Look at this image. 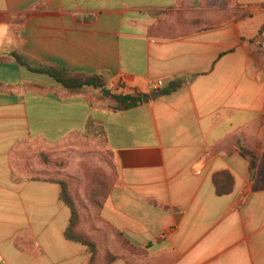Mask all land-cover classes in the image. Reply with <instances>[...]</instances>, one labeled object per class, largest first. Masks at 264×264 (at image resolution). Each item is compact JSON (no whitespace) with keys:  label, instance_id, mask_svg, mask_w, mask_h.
<instances>
[{"label":"crops","instance_id":"0c3cea01","mask_svg":"<svg viewBox=\"0 0 264 264\" xmlns=\"http://www.w3.org/2000/svg\"><path fill=\"white\" fill-rule=\"evenodd\" d=\"M190 2L0 0V264H89V248L65 236L61 186L28 166L85 149L115 166L99 244L120 255L111 264H264V72L244 40L248 18L187 25L230 15H194ZM14 53L147 99L116 110L100 88L71 92ZM221 172L234 177L230 194H217ZM118 231L141 252L119 248Z\"/></svg>","mask_w":264,"mask_h":264},{"label":"rangeland","instance_id":"374dc122","mask_svg":"<svg viewBox=\"0 0 264 264\" xmlns=\"http://www.w3.org/2000/svg\"><path fill=\"white\" fill-rule=\"evenodd\" d=\"M188 13H204L210 15L241 14L242 20L248 18L247 40L250 47V56L257 69L264 72V2L259 6L231 5L230 0H190ZM182 12V11H181ZM227 20V19H226ZM252 31H255L252 35ZM252 35V36H251ZM49 154L51 163H44L39 155L37 163L31 162L28 166L34 168V173L42 178L62 179L67 182L68 189L74 199L79 216V231L101 244V249L107 239L104 229L103 211L116 183V173L108 172L99 163L91 151L83 150L81 154L68 157ZM95 154V153H94ZM109 165L108 154L103 153ZM107 156V157H106ZM40 161V162H39ZM110 166V165H109ZM27 167V166H25ZM28 168V167H27ZM108 169V168H107ZM37 170V171H36ZM32 173V171H31ZM119 248L122 245L117 240ZM107 250V249H105ZM125 251L127 249L124 248ZM103 255V254H102Z\"/></svg>","mask_w":264,"mask_h":264},{"label":"trees","instance_id":"16d2710c","mask_svg":"<svg viewBox=\"0 0 264 264\" xmlns=\"http://www.w3.org/2000/svg\"><path fill=\"white\" fill-rule=\"evenodd\" d=\"M264 4V3H263ZM182 13V12H181ZM227 19V20H226ZM242 19L241 14L233 13L225 18L218 20H204L202 18H196L193 20H188L181 18L184 24L203 27L205 29H215L219 28L233 22H237ZM15 58L24 66L30 68L34 72L45 73L50 77L54 78L59 84L71 92H78L85 87L100 88L104 96L110 97L115 103L114 109L124 111L135 108L144 102V95H129V94H113L110 90L106 89L103 81L99 77H87L84 75H72L63 68L56 66H48L43 68H32L30 67L23 58H21L17 53H14ZM182 82L172 83L168 88L163 90L164 94H169L179 87H181ZM242 153L250 162V168L253 169L256 166L257 155L254 151L240 146ZM109 156V155H108ZM40 157L44 163H51L49 161V154L41 153ZM107 157V156H106ZM109 165L115 170L114 163L111 157ZM50 181H55L61 186V199L66 203L72 212V217L68 228L66 229L65 236L69 240H73L83 245L87 246L91 253V259L89 264H111L114 260L119 258L120 255L111 253L109 250H105L104 254L101 252L99 244L97 241L83 235L79 231V216L76 209L74 199L72 198L71 192L68 189L67 182L62 179H48ZM234 177L229 172H221L214 175V184L216 186L218 195L230 194L234 188ZM113 189V188H112ZM112 191V190H111ZM111 194V193H110ZM108 201V200H107ZM116 238L122 245V248L127 249V251L133 253H140L141 251L136 249V247L130 242V240L122 233L117 232ZM103 254V255H102Z\"/></svg>","mask_w":264,"mask_h":264},{"label":"water","instance_id":"95a60500","mask_svg":"<svg viewBox=\"0 0 264 264\" xmlns=\"http://www.w3.org/2000/svg\"><path fill=\"white\" fill-rule=\"evenodd\" d=\"M156 95H158V94H156V93H152L151 94V96L154 98V96H156ZM147 98L146 97H144V101L146 100Z\"/></svg>","mask_w":264,"mask_h":264},{"label":"built area","instance_id":"2783aa9c","mask_svg":"<svg viewBox=\"0 0 264 264\" xmlns=\"http://www.w3.org/2000/svg\"><path fill=\"white\" fill-rule=\"evenodd\" d=\"M162 84H163L162 81H159V82H158V85H159V86H161Z\"/></svg>","mask_w":264,"mask_h":264}]
</instances>
